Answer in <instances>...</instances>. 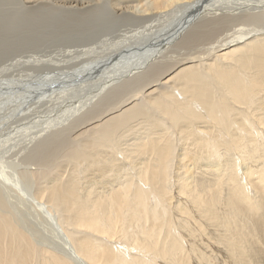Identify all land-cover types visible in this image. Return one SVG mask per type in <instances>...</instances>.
<instances>
[{
	"label": "bare ground",
	"instance_id": "1",
	"mask_svg": "<svg viewBox=\"0 0 264 264\" xmlns=\"http://www.w3.org/2000/svg\"><path fill=\"white\" fill-rule=\"evenodd\" d=\"M50 1L23 9L49 11L44 18L60 29L52 31L74 42L91 32L86 62L101 56L103 63L76 70L77 76L84 68L87 74L101 70L77 107L98 97L101 103L77 126L78 132L89 128L69 155V177L31 172L32 199L53 215L60 245L39 241L34 223L21 226L0 209V264H203L206 255H221V264H239L236 257L249 262L247 244L264 236V0ZM126 23L136 29L115 39L123 49L114 55L118 64L104 62L112 45L94 53V43ZM70 41L63 55L74 50L81 61L86 55ZM73 74L37 85L58 79L69 87ZM127 76H133L129 84L112 89ZM18 91L11 93L17 98ZM135 122L132 143L121 149V134ZM81 164L101 176L100 190L89 176L87 185L77 177ZM177 165L189 167L185 177L174 176ZM192 168L205 171L197 176ZM187 218L199 228L190 239L180 230ZM207 224L220 232L217 245L203 240Z\"/></svg>",
	"mask_w": 264,
	"mask_h": 264
},
{
	"label": "rangeland",
	"instance_id": "2",
	"mask_svg": "<svg viewBox=\"0 0 264 264\" xmlns=\"http://www.w3.org/2000/svg\"><path fill=\"white\" fill-rule=\"evenodd\" d=\"M34 1L0 0V209L13 214L21 226L28 222L34 223L32 231L38 234V240L45 242L46 245L56 247L61 242L58 236L57 226L54 224L56 222L52 219L53 215L50 216V214L45 213V210L38 206L36 200L32 199V191L36 186V181L31 176V172L38 170L42 171V173H49V175L59 173L63 181L65 180L64 178L71 175L74 166L69 159V155L85 142V135L88 132L86 130L89 128V126H86V128L79 129L80 131L78 132L77 126L82 121L83 116L94 108L96 109L101 103V99L98 97L96 99L99 100L94 99L95 101L91 100L92 102L90 101L86 106L81 108L77 107V104L84 101L85 95L92 90L91 83H88V80L92 78V74L99 75L101 70L87 74L84 68L82 74L79 76H77L78 73H76V70L83 65L92 67L94 62H99L100 64L103 62L101 56L95 58L94 62H86L89 60L87 58L89 54L86 53L89 52V48L92 45V43L87 44L91 32H87L85 40L79 39L74 42L75 39H71L70 34L68 35L66 33L62 34L64 40H61L60 38L62 37L57 32L52 31H59V27H52L48 23L50 20L53 21V18H44L43 14L49 15V11L42 9V12H40L38 10L35 14L31 13V15L29 13V17L27 10L23 9V5L30 6L33 4L38 8L40 2L46 3L48 1V3H52L50 0ZM228 1L221 0V4L231 5L230 0ZM235 1L232 0V3H235ZM50 6L54 9H60L55 3ZM31 10L34 9L31 8ZM209 16L212 17L213 14ZM162 21H165V19ZM42 25L44 26L43 30L37 28ZM117 25V28L120 30L111 31L107 40L105 37H101V40H99L101 42L96 41L94 43V53L99 51V47L103 50L112 45L109 49L112 55L104 62L113 59V62L117 63L114 55L117 54L118 56L123 49L121 48V43H117L115 39L122 36L123 29L129 30L130 27L136 29L130 23ZM65 29L68 30V27ZM48 33L51 34V41L48 39L50 37ZM46 40L50 41V45ZM69 41L75 43V46L70 48H75L82 55H86L81 61L74 60L76 58V54H72L74 50H70L71 53L69 55H63L62 46ZM127 45L130 47V43H126ZM67 74H73L74 76L72 79L75 80V84L72 86L69 84V87L64 88L58 82V79L48 81L51 84L56 82L54 84L55 86L48 82L40 86L37 85V82H41L44 79L49 80L48 78L59 77L61 75L69 77ZM81 77L83 78L81 79L84 82L83 85L80 80ZM131 78L133 76L123 78L115 83V87L112 89L119 85L129 84ZM46 85H50L49 88H46ZM14 89L23 90L22 92L18 91L16 94V96L20 97L16 98L15 93H11ZM46 90H51L53 95H49L48 93L46 95L42 94ZM138 126L139 124L137 125V122H135L132 130L130 129L128 130L129 132H124L125 135L123 133V135L121 134L120 141H118L121 149L128 147L132 143L133 138L131 136L134 135L133 132L136 133ZM42 141L46 143L45 146H40ZM63 163L65 164L63 165ZM81 165L78 166L79 168H76L78 169L77 177H83L84 182V175L89 176V180L97 185L95 186L96 190H100L101 184L105 183L101 181V176L96 171L87 169L84 164ZM188 168L184 165L178 168L177 165L174 176L179 178L185 177ZM192 171L195 175L200 176L205 171V168H192L191 173ZM242 171L241 168L240 172L238 170L239 177L242 175ZM89 180L84 182V184L91 183ZM86 185L83 187L85 188ZM182 198L180 201H183ZM176 199L178 200L177 195H175L174 200L177 201ZM186 224H189L188 228L190 231L186 229ZM182 225H184V228L180 227L181 229H179L186 234V238L190 239L195 235L193 230V228H196L194 219L187 218L180 226ZM208 227V229H205L203 240L205 244H210V242L211 244H216V241L220 238V232L210 225ZM208 235H211L208 239L209 242L206 241ZM57 241L59 242L57 243ZM202 243L197 241L195 244L201 247L203 245ZM247 246L249 248L248 253L250 254L249 262L239 257H236L235 261L239 262V264H264V236L261 238V241L249 243ZM202 252L204 254L203 250ZM211 253L208 248V254ZM205 255L203 256L205 257ZM206 261H209L208 264H221V255L215 257L212 255L211 259L206 255L203 264H206Z\"/></svg>",
	"mask_w": 264,
	"mask_h": 264
}]
</instances>
